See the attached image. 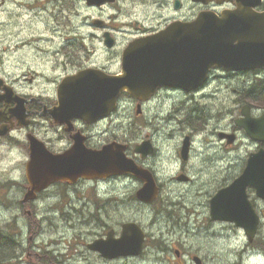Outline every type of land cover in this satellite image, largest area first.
Listing matches in <instances>:
<instances>
[{
	"label": "rangeland",
	"instance_id": "rangeland-1",
	"mask_svg": "<svg viewBox=\"0 0 264 264\" xmlns=\"http://www.w3.org/2000/svg\"><path fill=\"white\" fill-rule=\"evenodd\" d=\"M38 1H40V3ZM45 1L47 2L50 0H6L4 4H1L0 76L11 79L20 78L21 81L19 84L23 85L29 93H39L41 89H49L51 86L44 83L36 86L26 85L21 77L27 75L32 68L44 71L46 75H56L55 71L61 74L72 72L77 70L79 66L91 63L109 65L111 68L117 67L120 69V65L118 64L119 54L116 55L115 52H109L106 48L105 50L103 49V53L96 52L91 60L85 57L84 51L87 49H90V52L94 53L93 48L99 49L104 46L102 39L99 37L96 38L93 35L95 33L100 35L101 32L93 29L89 22L101 16L106 18L110 16L113 17L110 23L112 27L116 29V33L122 42V51V48L127 46V40L130 36L128 32H125L124 29L120 27L121 21H119L120 19L118 18L121 14L123 15V18H121L122 21H129L131 18H139V4L133 3L132 0H121L118 5L113 7L106 6L102 9H93L87 7L86 4L78 6L77 3L81 4L79 0H66L70 3L69 7L55 8V4H62L63 0H58V2L50 1L48 4L43 5L42 3H45ZM151 1H158L159 4V7L155 4L153 5V7L158 9L157 15L151 20L155 25L164 24L171 19L170 17L178 15V13L175 12L176 10L173 4H171V0ZM200 7L202 6L197 3H187L182 13L185 14V16H193L194 14L196 16ZM58 15L59 18L57 19ZM90 16L92 17L90 18ZM57 21H59V24ZM89 35H91L90 41L94 43V46L87 40ZM70 37L76 39L72 42L69 41ZM40 38H44V40L53 38V42H40ZM35 39H38V41L36 45L32 47H22L21 50L14 48L15 44L20 42L19 40ZM48 47H51L50 51L47 49ZM58 48L59 56L55 54V50ZM62 54L66 55L65 60L62 59ZM58 57L59 69H57L55 65ZM70 61L72 64H69ZM24 62H26V66L22 67ZM241 81L242 78H234L232 80L227 79L224 82V84H226L223 90L224 95L221 98L217 95L220 99L219 106H217V113H215V107L212 105L213 101L208 102L206 98L201 97L202 94H200L198 96L199 102L187 105L181 103L178 106L182 107L181 112L184 113L181 114L179 119L168 117V115L175 114L176 111L163 108L160 110L159 114L156 113L151 118L146 117L141 120L146 124L143 130L144 134L150 133L153 130L151 129L152 126L156 133L164 132L171 134L170 136L164 134L157 138L162 149L165 147V140L171 143L170 148H166L168 152L164 148L162 154L164 159L167 157V163L157 158V165L160 167H156L157 173L159 176H165L162 181L165 182L166 177L167 182L170 181V178L176 179L175 174L180 169H183V165L180 164L182 159H180V161L177 160L178 163H176V161L172 159V156H174L175 151H177L178 145L180 151V142H183L185 137L182 136V134H191V129L196 131L193 127L191 129L188 126L183 127V122L189 117L190 113L200 114L202 118L208 120L206 131L196 137L197 151H201V149H205V147L207 149L214 147L211 143L214 142L215 145L217 144L215 147L217 152L223 154L225 147H220L222 144L218 141L216 131L234 129L233 119L239 107L237 100H240L241 96L234 94L232 88L236 87L241 89ZM214 83L215 82L209 84L205 88V92H211L219 88V86L217 87ZM17 87L19 88L18 85ZM20 90L22 91V89ZM172 96L173 98H170V100H177V95ZM127 100V104L125 105V107H128L125 112V117H127V119L123 120L119 116H114L109 122L107 121L104 123L105 126H110L113 132V136L109 135L107 141L112 138V140L125 143L123 139L131 141L135 137L134 131L131 129L136 120V118L134 119L136 102L134 100ZM244 103H246V100H243L241 105ZM194 109L197 110L193 111ZM198 110H201V112ZM227 112L230 113L227 114ZM199 120L201 119L195 116L193 122ZM17 131L18 132L15 134L16 137L25 140V135L19 132L20 130ZM205 134L207 135L206 139L209 143L208 146H206L203 137ZM240 134L243 141L239 143L238 149L233 153V155H237L238 158L233 159V161L229 158L216 161L217 158L210 157L209 160L215 162L211 163L210 168H206L205 171L201 169H204L207 165H203L200 158H195L189 163V166L206 173L203 174L201 172L197 182L195 181L193 183L196 184L192 186H173L170 183L167 187L160 179L163 185L162 194L164 197L162 200L161 198L157 200L153 206H145L135 200L136 192L134 193L133 190L135 188V182L129 179H117L112 182L126 193L128 196L127 203L121 205V202L119 204L102 202L100 203L102 211L99 208H95L94 210H100L102 216H97L95 219L94 216L92 217V214L90 217L86 218L77 211L71 210L74 219L68 221L65 226L62 221L66 217L56 212L57 219L52 220L50 215L54 213L51 209H60L65 206H67L66 210L71 208L72 206L70 205L73 204L72 195H45L38 204H32L31 207L27 206L28 208H32L31 210L34 211V214L32 216H25L24 220L26 221V225L24 224L20 232H18L20 230L19 228L13 227L16 226L13 222L17 223L19 218H23L25 213L21 210L20 213L22 216L18 217L17 214L11 213L10 209L25 208L16 196H21V198H23L25 194V187L23 184L25 175L22 163L26 161L25 158L28 157V151L27 149L24 151L20 147L12 151L9 149L8 144H0V229L4 230L3 234H10L12 239V241H7V245H4L5 248L0 247L8 250L4 252L6 254H0V259L3 257V264L27 263L28 260L26 259L19 261L16 252H29L31 245L44 234L47 238L41 239L38 251L42 258H46L48 264L52 262L54 264H63L64 261H66L67 264H74L72 261H78L81 264H196L192 260L193 255L199 256L204 264H264V217L262 218L263 223L258 237L251 243L248 241L245 232L236 227L235 224L232 225V223L222 222L220 224L216 223L215 226L203 220V226L199 227L195 224V220L186 221L187 216L185 212L182 214L174 212L175 205L173 203L179 199L186 200L194 206H200L201 204L196 203V200L203 198L205 199V206L211 199L213 192H217L218 188L224 187L223 185L225 183L231 181L237 172V167L240 162L244 163L250 150L254 148V145L244 137V133L241 132ZM207 155L204 152L203 159H205ZM204 162L208 164L207 161ZM174 168L176 169L174 170ZM193 174L197 176L198 173L197 171H193ZM13 180H16L17 184L8 185L9 182H15ZM124 180L126 184L125 187H123ZM86 182L87 181H80L79 183ZM108 184L109 182L103 187L110 190V188L106 186ZM61 190L62 188L59 186V191L61 192ZM83 191L82 196H91V194H88L91 191L90 188L84 189ZM250 191L252 192L250 197L255 199L258 203V208L264 211V202L256 197V193L253 189ZM184 192L188 194H183L180 197L177 196L179 193ZM170 193H172V197L168 198L166 195ZM80 196L81 194L74 195V203H76V205H80L78 199ZM165 196L168 201H166ZM125 204L131 206H123ZM83 206H86V203L79 208H83ZM89 209H94V205L92 204ZM195 210H197V207ZM43 217L44 219H42ZM33 218L34 220L31 221ZM170 219L172 220L169 221ZM128 221L140 222L147 231L145 249L140 256L105 259L100 254H95L88 250V243L100 238V236H105L110 229L117 230L118 233L121 234L122 224ZM178 222H183L180 228L175 226ZM226 224L232 225L230 226L231 228H227L225 226ZM210 231L219 232L221 235L213 236V234H209ZM190 233H192V236H189ZM183 239L187 241L181 242ZM55 240L65 241L59 243L58 247V243ZM75 240L77 241L76 244H71V242ZM165 242H169L173 248L167 251ZM178 244L180 247L174 248V246ZM176 249H181L182 251L179 257L175 253ZM72 251L75 252V254H72L74 257H72V255L70 256ZM238 253L239 257L237 256ZM261 253L263 255H261ZM28 256L27 253H25V257L30 259ZM6 257L9 260L7 262ZM31 258H33V256H31Z\"/></svg>",
	"mask_w": 264,
	"mask_h": 264
},
{
	"label": "water",
	"instance_id": "water-1",
	"mask_svg": "<svg viewBox=\"0 0 264 264\" xmlns=\"http://www.w3.org/2000/svg\"><path fill=\"white\" fill-rule=\"evenodd\" d=\"M245 14L231 13L222 20L211 14L200 15L198 20L191 24L193 29L191 39L209 46L202 49L196 47L195 51H184L183 46L168 43L164 46L155 44L158 39H168L178 27L177 24L146 43L132 44L126 53V75L100 80L93 74L86 75L90 72L87 71L69 78L72 81L63 85L60 107L52 111L53 116L57 119L76 116L97 119L113 108L119 93L125 89L132 95L139 96L145 91L154 90L158 85H168L174 81L175 85H193L205 75L208 67L215 64L227 69L263 65L264 13ZM228 34L234 36L243 34L239 38L240 42L234 46L235 53L224 47ZM144 47L156 53L141 54L136 50ZM12 116L22 122L26 117L25 113L18 111L12 112ZM239 124L244 126L253 138L264 140V117L252 121L246 115ZM31 151L32 160L27 166V174L32 190L26 199L33 198V193L61 179L93 177L84 172L101 171L100 174L106 173L105 175L132 172L137 176H143L140 169L125 158L123 149L117 148L114 144L108 145L98 154L88 153L77 145L65 155L51 156L37 143H32ZM98 156L100 164H95L94 159ZM144 179L146 185L139 191V197L145 201H152L157 196L155 181L151 174L144 176ZM249 186L256 188L257 195L264 198L263 149L251 155L243 174L230 186L219 191L211 201L213 219L235 222L245 228L252 241L257 233L259 219L248 199L246 190ZM141 234L137 226L127 225L120 239L100 240L92 248L101 250L105 257L136 253L142 248ZM197 263L201 264L199 260Z\"/></svg>",
	"mask_w": 264,
	"mask_h": 264
},
{
	"label": "flooded vegetation",
	"instance_id": "flooded-vegetation-1",
	"mask_svg": "<svg viewBox=\"0 0 264 264\" xmlns=\"http://www.w3.org/2000/svg\"><path fill=\"white\" fill-rule=\"evenodd\" d=\"M186 1H188V0H183V3H185ZM172 3H173V1H172ZM142 5H144V6H146L145 4H142ZM210 7L211 8H214V9H217V10H220V9H222V7H219L215 2H213V3H211V5H210ZM227 7H231V8H235V4L234 3H229L228 5H227ZM263 8H260L259 10H262ZM147 29H141V30H139L138 29V31L137 32H139V31H146ZM140 33V32H139ZM144 34H146V33H144ZM144 34H141V35H144ZM216 73H218V75H216ZM236 77L237 76V74L236 73H231V74H223V73H221V72H218V71H216L214 74H213V77H215V78H221V79H223V78H230V77ZM255 76H262V77H264V69H262V70H259V73H255ZM249 78H252V75H250V77ZM252 81H254V80H252ZM166 93H171L170 91H165ZM173 93H181L180 91H175L174 90V92ZM169 95V94H168ZM170 98H173V96H172V94L168 97V100L166 101V103H165V105H167V108L166 109H170V110H174V111H176L175 112V114H172V115H168V117L169 118H175V119H179L180 117H181V114H184V113H182L181 111H182V109L181 108H176V106H175V101H173L172 103H170V104H168V102H169V100H170ZM38 101H33V103L30 105V110L34 113V115H33V120H32V125H33V123L36 121V118H39V117H42L40 114H42L43 112H44V110H45V107H47V108H49V107H51L53 104L55 105L56 104V102H55V100H52V99H50V98H47V97H43V98H38L37 99ZM130 101H132V99H129ZM143 103H141V105H142ZM145 104H143V106H144ZM164 105V106H165ZM0 106L2 107L3 106V104H0ZM164 106L162 107V109L164 108ZM255 108H260V109H264V107H262V106H258V105H256V104H254L253 105V110L255 109ZM43 109V110H42ZM41 110H42V112H41ZM178 110V111H177ZM196 111V110H195ZM200 112H201V110H200ZM177 114H178V117H177ZM195 116L196 117H198V118H200L201 120H199V121H197V122H193V120H194V118H195ZM45 119V120H47L49 123H50V125L51 126H53V125H55V124H53V121L51 120V118H49V117H42V119ZM203 120V118L200 116V115H198L197 113H190L189 114V117L183 122V127H186V126H188L190 129L193 127V128H195L196 129V131H194V130H192L191 129V134H188V135H186V133H183L182 134V136H185L184 138H186L187 136H189L190 138H191V145H190V147H189V150H188V152H187V155H188V160H184L183 159V155H182V144H183V142H180L181 143V148H180V151H179V145H178V147H177V151H175V154H174V156H172V159L173 160H175L176 161V163H178L177 162V160H179L180 161V159H182V162L180 161V164L181 165H183V169H180L176 174H175V176H176V179H172V178H170V181L169 182H167V177L165 178V182L164 181H162L163 179H164V177L165 176H159V174L157 173V170H156V167H158V168H160L158 165H157V160L158 159H160V160H163V156H162V154H163V152H162V150H161V148H160V146H159V141L157 140V138H159V137H161V136H163L164 134H166V135H168V136H170L171 134H169V133H164V132H162V133H156V131L154 130V127H153V130H152V134H149V133H146L144 136L143 135H141V142L143 141V140H145V139H150L151 140V142H152V144L154 145V152L151 154V155H149V156H146V157H144V156H142V155H140L139 157H138V161L141 163V164H143L144 166H146V167H148V168H150L153 172H154V175H155V177H156V179H157V181H158V185H159V190H160V194L162 195V193H163V190H162V187H163V185L161 184V182H160V179H161V181L165 184V186H167V185H169L170 183H171V185H186V186H192V185H195V184H193L195 181L197 182V180L199 179V176L201 175V172L202 171H198V170H196V169H194V167H192V166H189V163L191 162V161H193L195 158H200V161L202 162V164L203 165H207L204 169H201V170H206V168H210V164L211 163H213V162H215V161H213V160H209V158L211 157H213V154L210 152V151H207V150H211V149H213V148H215L216 146H217V144L215 145L214 144V142H211L212 143V146H214V147H212V148H209V149H207L206 147H205V149H202L201 151H197V148H196V137L198 136V135H201L202 133H204L205 131H206V126H207V122L205 121H202ZM100 121H102V120H100ZM100 121H98L99 123H100ZM97 125V124H96ZM95 124L94 125H85V124H83V123H80V122H78L77 123V126L79 127V129L84 133V134H86L87 135V132H88V129L89 128H92V127H94V126H96ZM32 127V126H31ZM58 129H59V127H58ZM32 131L33 132H35L36 134H37V130H35V129H32ZM41 131V130H40ZM38 135V134H37ZM219 132H218V130L216 131V136H217V138H218V141H220V143L222 144L220 147H223V146H225V144H224V140L222 139V138H220L219 137ZM38 137L39 138H41V139H43V134H41V135H38ZM87 137H88V135H87ZM204 140H205V142H206V146H208L209 145V143H208V140L206 139V137H207V135L205 134L204 136ZM44 139L50 144V146H51V148H54V144H52L51 143V141H49L48 140V138H47V136L45 135L44 136ZM220 139V140H219ZM88 141V140H87ZM194 142V143H193ZM71 141H70V139L69 140H67V141H65L64 142V147H61V148H59L60 150H63V149H66V148H68L70 145H71ZM217 143V142H216ZM171 145V144H170ZM256 145V148L254 147L252 150H250V151H256L257 149H260L261 147H264V142H260L258 145L257 144H255ZM226 148H231V147H226ZM160 152V153H159ZM204 152L206 153V155L207 154H209V155H207V157L205 158V159H203V156H204ZM214 155H215V153H214ZM158 158V159H157ZM215 158H217V156H215ZM169 159L171 160V158L169 157ZM232 161H233V159H231ZM204 161H207L208 162V164L206 163V162H204ZM216 161H218V160H216ZM176 168H174V170H175ZM193 171H197V176L195 175V174H193ZM175 172V171H174ZM203 173V172H202ZM204 174V173H203ZM182 175H184V176H186L187 177V181L186 182H181V181H179L178 180V177H180V176H182ZM80 181H87V180H80ZM79 181V182H80ZM78 182V183H79ZM69 184H73V183H69ZM168 187V186H167ZM188 192V191H187ZM187 192H184V193H179L177 196H182L183 194H186ZM188 194V193H187ZM214 194V192L212 193V195ZM168 197L169 198H171L172 197V194H168ZM178 197V198H179ZM200 199H202V200H204V202H205V199H203V198H200ZM93 205H94V209H89V216H91V214H92V217L94 216V219L97 217V216H99V217H101L102 215H101V212H100V210L102 211V208H99L100 210H96V211H94L95 210V208H98L97 207V205H96V203H93ZM188 206H190V203L189 202H187L186 200H182V199H179V200H177V204L175 205V210H174V212H178V213H184V212H191L190 211V209H189V207ZM203 206H204V203H203ZM205 208L207 207V203H206V205L204 206ZM172 219H170L169 221H171ZM102 221V220H101ZM182 222H178L175 226L176 227H181L180 226V224H181ZM111 230H114V229H110L109 231H111ZM108 231V232H109ZM122 232V231H121ZM115 234L117 235V236H119L120 235V233H118V231L117 230H115ZM100 238H103V236H100Z\"/></svg>",
	"mask_w": 264,
	"mask_h": 264
},
{
	"label": "trees",
	"instance_id": "trees-1",
	"mask_svg": "<svg viewBox=\"0 0 264 264\" xmlns=\"http://www.w3.org/2000/svg\"><path fill=\"white\" fill-rule=\"evenodd\" d=\"M4 231L0 230V247H4V245H7V241H12L11 239V235L10 234H3ZM5 248V247H4ZM8 250L0 248V254H6L4 252H7ZM7 257H6V261H7ZM0 263L3 264V257L2 259H0Z\"/></svg>",
	"mask_w": 264,
	"mask_h": 264
},
{
	"label": "bare ground",
	"instance_id": "bare-ground-1",
	"mask_svg": "<svg viewBox=\"0 0 264 264\" xmlns=\"http://www.w3.org/2000/svg\"><path fill=\"white\" fill-rule=\"evenodd\" d=\"M177 117H178V114H177ZM80 180H86L85 178H83V177H81V176H79V177H74L73 179H72V181H71V183H73V184H77ZM24 207L26 208L27 206L26 205H24ZM39 219V218H38ZM42 219H44V217L42 218ZM42 219H40V220H42ZM39 220V221H40ZM43 221V220H42ZM240 252V251H239ZM233 253V252H232ZM237 254V253H236ZM261 255H263L262 253H261ZM234 256V255H233ZM238 257H239V253H238V255H237ZM222 257V256H221Z\"/></svg>",
	"mask_w": 264,
	"mask_h": 264
}]
</instances>
